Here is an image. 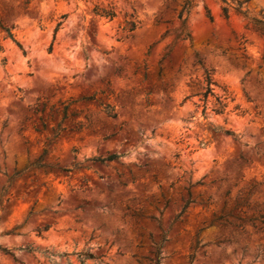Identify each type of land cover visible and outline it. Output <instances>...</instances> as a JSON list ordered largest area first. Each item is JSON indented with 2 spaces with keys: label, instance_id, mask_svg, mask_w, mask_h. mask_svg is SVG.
Listing matches in <instances>:
<instances>
[{
  "label": "rangeland",
  "instance_id": "374dc122",
  "mask_svg": "<svg viewBox=\"0 0 264 264\" xmlns=\"http://www.w3.org/2000/svg\"><path fill=\"white\" fill-rule=\"evenodd\" d=\"M227 1L0 0V264H264V225L214 220L264 215V0Z\"/></svg>",
  "mask_w": 264,
  "mask_h": 264
},
{
  "label": "trees",
  "instance_id": "16d2710c",
  "mask_svg": "<svg viewBox=\"0 0 264 264\" xmlns=\"http://www.w3.org/2000/svg\"><path fill=\"white\" fill-rule=\"evenodd\" d=\"M227 6H225L223 8V14H224V17L225 18H228V8L229 6H231L229 4V2L227 0H223ZM248 0H244V1H236L235 2V6H233V8L236 10L237 13H240V14H243V15H246V11H243L242 10V4L243 2H246ZM232 3L233 0H232ZM94 13L96 15H99L101 17H106V18H109V19H113L115 16H116V11L114 10V8H105V7H99V6H95L94 9H93ZM183 17V13L180 14V18ZM207 17L209 18V20L212 22L213 21V18L212 16L208 13L207 14ZM137 23L138 21L137 20H126V26L124 27V29L128 30V31H134L136 28H137ZM185 23V19H182V24L184 25ZM251 23H252V27L253 29L258 32L260 35H264V18H252L251 19ZM60 25H61V22L57 24V27L55 29V32L58 31V29L60 28ZM0 29L2 31L5 32V37L6 38H11L21 49H22V46L21 44L16 40L15 38V34L13 33V27H6V26H3L1 23H0ZM234 33V32H233ZM186 37L189 38L190 37V34L189 33H186ZM244 39V36L241 37V40ZM239 44L241 45V47H239V49L242 50V57H246V39H244L243 41L239 42ZM219 48L221 49V53L222 54H226V52L228 51V49H222L220 46ZM0 50H2V47H1V44H0ZM171 52V48L169 49L168 53L165 55V57L169 56V53ZM197 63H199L200 65H203V61L201 58H199L197 56ZM204 81H205V85L203 87V91L200 92L199 94L202 96V101L204 102V111L206 110L207 108V102H208V97L210 95H214V90H213V85H217V81L215 80L214 78V73H213V70L211 69H204ZM224 91H225V99L229 98L230 95H229V92L226 88H224ZM81 99L83 100H89V99H93L91 97H82ZM217 103H218V107L214 108L213 111L215 113H223L225 108L227 107V103H224L220 100L219 97H217ZM70 106V103H67L63 106V109H62V113H63V117L62 119L58 122V125H57V129L56 131L59 132L60 130L63 129L62 127V121L64 119L67 118V110H68V107ZM44 111V106L40 108V106H37L35 108V113H42ZM105 112L107 113L108 116L110 117H116L117 114L114 112V108H112L110 105H107L105 107ZM41 119V117H40ZM81 125V124H80ZM215 131H220L221 133L227 135V136H231L233 137L234 139H237V136L236 134L232 131V130H229V129H221L219 127H216L215 128ZM122 155L121 154H110L108 155L107 157H93V158H89L88 160H90L92 163H100V164H104L106 162H112L114 160H118ZM32 166H37V167H46L47 165L45 164H41L39 161L35 162L32 164ZM29 167V166H28ZM28 167H26L25 169L21 170V171H15L13 173V175H11L10 177H8V183L11 184L14 180L15 177L19 176L24 170H26ZM200 183V182H198ZM6 190V187L3 186L0 188V192L1 194H3ZM188 195L189 197L184 201V204L182 206V209L181 211L178 213V215L176 216V219L180 218L188 209L189 205L191 203L194 202V200L191 198V193L190 191L188 190ZM0 206H1V203H0ZM1 209V208H0ZM243 212V211H242ZM229 216L231 217H234L235 219H237L239 222H232L230 221L228 218H225V214H220L218 215L214 220H220L221 221V224L226 227L228 225H232L234 226L236 229L238 230H242L244 231V228H245V224H249L251 225L253 228L257 229H261L262 227H258V222L261 224V225H264V220H263V217L264 215L263 214H256V213H253L252 215L250 216H242L240 214H232V213H228ZM150 219H155L154 216H150L149 217ZM199 242L197 241L196 242V247L198 246ZM160 247H161V243L157 244V250H156V264H161L160 262ZM2 250L4 251L5 254H10L13 256V254L10 252V250L8 249H5V248H2ZM81 261V264H85V261L86 260H89V259H97L98 257L95 256L93 253L89 252V251H86V252H78L76 253ZM64 255H66V253H64ZM190 262L189 264H192V261L194 259V253H192L190 256ZM15 259V257H14ZM16 260V259H15Z\"/></svg>",
  "mask_w": 264,
  "mask_h": 264
}]
</instances>
